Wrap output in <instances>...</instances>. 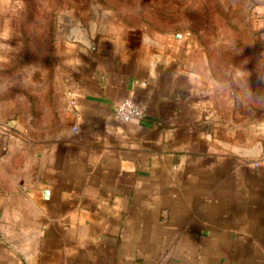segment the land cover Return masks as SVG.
Returning a JSON list of instances; mask_svg holds the SVG:
<instances>
[{
	"label": "crops",
	"instance_id": "1",
	"mask_svg": "<svg viewBox=\"0 0 264 264\" xmlns=\"http://www.w3.org/2000/svg\"><path fill=\"white\" fill-rule=\"evenodd\" d=\"M14 2L0 0V17ZM248 4L264 45V0ZM96 20L94 51L70 43L82 62L54 128L0 123V264H264V135L217 116L180 34ZM14 32L3 24L0 41ZM124 99L138 123L115 117Z\"/></svg>",
	"mask_w": 264,
	"mask_h": 264
},
{
	"label": "rangeland",
	"instance_id": "2",
	"mask_svg": "<svg viewBox=\"0 0 264 264\" xmlns=\"http://www.w3.org/2000/svg\"><path fill=\"white\" fill-rule=\"evenodd\" d=\"M14 1L0 17V26L15 30L0 41L1 124L15 122L17 132L33 136L54 128L82 62L68 28L98 29L97 18L140 39L173 41L180 34L186 42L177 53L212 91L217 116L240 136L264 135V45L248 0Z\"/></svg>",
	"mask_w": 264,
	"mask_h": 264
},
{
	"label": "water",
	"instance_id": "3",
	"mask_svg": "<svg viewBox=\"0 0 264 264\" xmlns=\"http://www.w3.org/2000/svg\"><path fill=\"white\" fill-rule=\"evenodd\" d=\"M94 23L89 24V28H86L82 23H79L77 25H71L68 28V35L67 40L71 42H77L81 44L82 46L86 47L89 51H94L95 49V37L97 34V28L94 27ZM157 57L153 58L152 64H151V74L154 75L155 68L157 64ZM242 153H245L249 156H254L259 154V151L257 149H250V150H243Z\"/></svg>",
	"mask_w": 264,
	"mask_h": 264
},
{
	"label": "built area",
	"instance_id": "4",
	"mask_svg": "<svg viewBox=\"0 0 264 264\" xmlns=\"http://www.w3.org/2000/svg\"><path fill=\"white\" fill-rule=\"evenodd\" d=\"M114 115L120 122L138 123L145 113L132 99H124L115 107ZM73 131H76V128L73 127Z\"/></svg>",
	"mask_w": 264,
	"mask_h": 264
}]
</instances>
